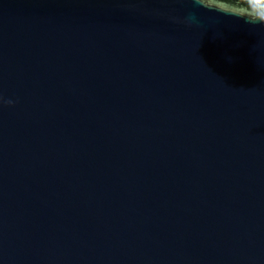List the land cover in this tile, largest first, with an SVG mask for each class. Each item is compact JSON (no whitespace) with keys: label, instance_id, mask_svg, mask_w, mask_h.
I'll return each mask as SVG.
<instances>
[{"label":"water","instance_id":"1","mask_svg":"<svg viewBox=\"0 0 264 264\" xmlns=\"http://www.w3.org/2000/svg\"><path fill=\"white\" fill-rule=\"evenodd\" d=\"M0 95V264H264V29L0 0Z\"/></svg>","mask_w":264,"mask_h":264},{"label":"clouds","instance_id":"2","mask_svg":"<svg viewBox=\"0 0 264 264\" xmlns=\"http://www.w3.org/2000/svg\"><path fill=\"white\" fill-rule=\"evenodd\" d=\"M194 7L208 13H215L221 17H230L243 21L250 26L264 29V11L254 10L248 0H191ZM215 19V17H213ZM187 26L198 25L199 19L195 12H188L181 21ZM219 35V33H217ZM14 101L0 95V106H12Z\"/></svg>","mask_w":264,"mask_h":264},{"label":"snow or ice","instance_id":"3","mask_svg":"<svg viewBox=\"0 0 264 264\" xmlns=\"http://www.w3.org/2000/svg\"><path fill=\"white\" fill-rule=\"evenodd\" d=\"M255 3L260 5L262 8H264V0H255ZM264 11V10H262Z\"/></svg>","mask_w":264,"mask_h":264}]
</instances>
